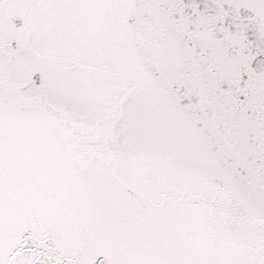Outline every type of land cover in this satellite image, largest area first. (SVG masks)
<instances>
[{
  "label": "snow or ice",
  "instance_id": "snow-or-ice-1",
  "mask_svg": "<svg viewBox=\"0 0 264 264\" xmlns=\"http://www.w3.org/2000/svg\"><path fill=\"white\" fill-rule=\"evenodd\" d=\"M0 264H264V0H0Z\"/></svg>",
  "mask_w": 264,
  "mask_h": 264
}]
</instances>
